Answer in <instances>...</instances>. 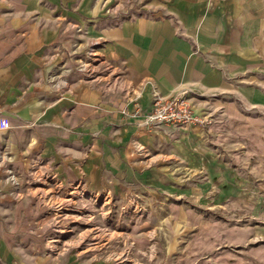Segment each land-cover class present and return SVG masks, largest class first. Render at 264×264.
<instances>
[{"label": "crops", "instance_id": "1", "mask_svg": "<svg viewBox=\"0 0 264 264\" xmlns=\"http://www.w3.org/2000/svg\"><path fill=\"white\" fill-rule=\"evenodd\" d=\"M263 72L264 0H0V264H50L41 175L171 200L175 264H264ZM184 89L207 123L140 126Z\"/></svg>", "mask_w": 264, "mask_h": 264}, {"label": "rangeland", "instance_id": "2", "mask_svg": "<svg viewBox=\"0 0 264 264\" xmlns=\"http://www.w3.org/2000/svg\"><path fill=\"white\" fill-rule=\"evenodd\" d=\"M247 112L264 120L262 107ZM29 180L28 186L40 189L41 193L52 189L42 195L43 260L67 264L70 258L78 257L79 264H175L170 248L172 231L176 230L168 209L171 200L158 199L164 205L158 202L159 206L152 209L148 195L137 188L115 193L107 186L91 191L81 181L61 186L53 177L42 175ZM22 186L20 181L21 193L14 194L18 200L24 198ZM65 199H72L69 210H62L69 216H56L53 208ZM90 229L98 230L102 238L92 239L87 234ZM24 255V260L30 258L28 252Z\"/></svg>", "mask_w": 264, "mask_h": 264}, {"label": "built area", "instance_id": "3", "mask_svg": "<svg viewBox=\"0 0 264 264\" xmlns=\"http://www.w3.org/2000/svg\"><path fill=\"white\" fill-rule=\"evenodd\" d=\"M90 60L94 56V49L88 51ZM90 61L82 62L79 70L88 73ZM193 94L190 90H181L171 96H162L158 93L154 94L151 110L146 113L140 121V126L151 130L161 126H173L179 128H187L192 125H202L208 120L195 114L190 96ZM140 150H144L142 147ZM49 178V177H48ZM10 181L13 183L15 193L20 195V183L17 177L11 176Z\"/></svg>", "mask_w": 264, "mask_h": 264}, {"label": "bare ground", "instance_id": "4", "mask_svg": "<svg viewBox=\"0 0 264 264\" xmlns=\"http://www.w3.org/2000/svg\"><path fill=\"white\" fill-rule=\"evenodd\" d=\"M63 201V200H62ZM62 201H60V202H62ZM64 204H62V205H59L58 207H57V216H69L68 214H66V213H64L62 210L63 209H68L69 210V207H70V205H71V203H72V200H67L66 202H63ZM107 204V203H106ZM97 231V230H96ZM99 232V231H98ZM96 236H95V238H97L98 236H97V234H95ZM90 236V235H89ZM94 238V239H95ZM98 238H101V237H98ZM96 240V239H95ZM95 248V247H94ZM92 250V249H91Z\"/></svg>", "mask_w": 264, "mask_h": 264}]
</instances>
